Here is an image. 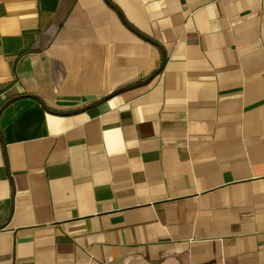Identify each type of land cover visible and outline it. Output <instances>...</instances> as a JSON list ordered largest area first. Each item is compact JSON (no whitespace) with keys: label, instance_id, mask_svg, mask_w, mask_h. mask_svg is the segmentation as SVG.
<instances>
[{"label":"crops","instance_id":"obj_1","mask_svg":"<svg viewBox=\"0 0 264 264\" xmlns=\"http://www.w3.org/2000/svg\"><path fill=\"white\" fill-rule=\"evenodd\" d=\"M0 264H264V0H0Z\"/></svg>","mask_w":264,"mask_h":264}]
</instances>
